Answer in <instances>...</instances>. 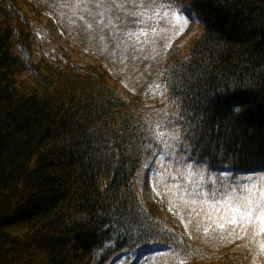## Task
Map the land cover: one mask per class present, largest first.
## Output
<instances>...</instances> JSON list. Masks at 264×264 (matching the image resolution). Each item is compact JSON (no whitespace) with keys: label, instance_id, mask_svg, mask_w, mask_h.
Segmentation results:
<instances>
[{"label":"trees","instance_id":"obj_1","mask_svg":"<svg viewBox=\"0 0 264 264\" xmlns=\"http://www.w3.org/2000/svg\"><path fill=\"white\" fill-rule=\"evenodd\" d=\"M25 4L98 62L26 61ZM177 12L199 31L165 61ZM154 153L148 207L135 176ZM248 177L264 182V0H0V264H264L259 226L223 232L210 203Z\"/></svg>","mask_w":264,"mask_h":264},{"label":"rangeland","instance_id":"obj_2","mask_svg":"<svg viewBox=\"0 0 264 264\" xmlns=\"http://www.w3.org/2000/svg\"><path fill=\"white\" fill-rule=\"evenodd\" d=\"M25 7L29 11L30 15L34 18L37 25L33 37L35 51L32 55L25 57L26 61L34 62L42 56L53 58L59 54L61 56L71 57L72 59L78 60L84 64L98 62V59L95 58V51L82 47L79 41L80 35L77 32L74 36L67 35L63 31L61 22L58 19H52L43 15L37 16L33 11H31L29 7H27L26 4ZM176 14L181 17V20L177 21L174 19L178 28L173 33H171L172 35L170 37H172V39H170L171 42L164 55L165 61L173 51H182L188 41L199 31L198 22L193 14L186 12H177ZM184 19H187L188 23L180 27ZM85 24L87 27L92 28V21H87ZM103 66L109 67V70H107L109 71V74L114 72V68L112 66L106 64H103ZM118 86L121 94L128 100L137 95V90L123 82H119ZM157 158V153L147 157L144 160L142 168L139 169L135 176L140 196L148 205V207L156 201V196L152 185L156 176L154 165ZM145 178H147V183H145ZM162 215L170 224L177 226L180 232H187L188 225L186 222H184L182 214L180 212H175V209L172 206L165 207L162 211ZM138 254L139 253L135 252L134 254L124 253L120 256H115L112 258L108 264H140L138 260ZM209 260L211 259H204V261Z\"/></svg>","mask_w":264,"mask_h":264},{"label":"snow or ice","instance_id":"obj_3","mask_svg":"<svg viewBox=\"0 0 264 264\" xmlns=\"http://www.w3.org/2000/svg\"><path fill=\"white\" fill-rule=\"evenodd\" d=\"M142 7L151 10L154 8V5L146 4ZM143 13H129V15L138 16ZM155 15L159 16V12H155ZM167 16V13L164 14ZM173 18L177 21L181 20V17L178 14H174ZM188 23L187 19L182 21L183 25ZM155 31V29H153ZM147 35V33H143ZM239 111L238 108L234 109ZM156 136L158 139L163 138V134L157 132ZM178 137H174L177 139ZM247 184H238L235 187H229V191L224 193L225 199L221 200H212L210 203L213 206V211L216 213V223L215 226L223 232H231L232 234L237 235L239 238L240 235H244L247 231L254 225L259 226V231L261 234H264V182H261L259 185L253 183V177L247 178ZM145 183H147V178H145ZM211 196V193L208 194ZM209 203L208 200L204 201ZM196 203V201H193ZM210 220L213 219L211 215L208 217ZM208 229H205L207 232ZM261 248L264 249V245H261Z\"/></svg>","mask_w":264,"mask_h":264}]
</instances>
